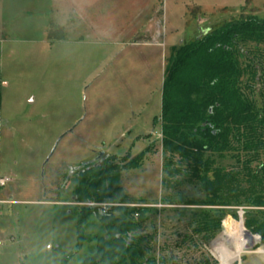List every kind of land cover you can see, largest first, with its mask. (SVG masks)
Here are the masks:
<instances>
[{
    "label": "rangeland",
    "instance_id": "374dc122",
    "mask_svg": "<svg viewBox=\"0 0 264 264\" xmlns=\"http://www.w3.org/2000/svg\"><path fill=\"white\" fill-rule=\"evenodd\" d=\"M242 15L264 18V0H0V179L7 180L0 199L15 201L0 208V264H61L66 256L79 264L93 251L90 243L77 249L76 227L79 210L96 205L74 201V183L107 156L125 167L119 181L127 200L119 205L151 211L141 231L160 264H264L261 239L247 232L239 253L225 225H243L247 207L205 206L183 178L163 187L154 123L167 58L216 22ZM206 209L238 217L228 215L205 238L193 219ZM98 230L91 217L85 231Z\"/></svg>",
    "mask_w": 264,
    "mask_h": 264
},
{
    "label": "trees",
    "instance_id": "16d2710c",
    "mask_svg": "<svg viewBox=\"0 0 264 264\" xmlns=\"http://www.w3.org/2000/svg\"><path fill=\"white\" fill-rule=\"evenodd\" d=\"M154 123L161 127L163 187L183 178L204 194L205 206L247 207L245 228L230 219L225 225L239 251L246 230L264 245V18L242 15L216 22L176 48L165 63L161 116ZM121 168L107 156L84 166L75 180L74 201L96 205L79 210L77 249L94 244L79 264H160L141 231L151 211L120 206L127 200ZM103 205L113 207L99 212ZM196 213L195 232L205 238L221 230L228 215L238 217L225 209ZM91 217L99 224L94 234L85 231ZM219 240L227 241L224 233ZM69 260L66 256L61 264Z\"/></svg>",
    "mask_w": 264,
    "mask_h": 264
},
{
    "label": "built area",
    "instance_id": "2783aa9c",
    "mask_svg": "<svg viewBox=\"0 0 264 264\" xmlns=\"http://www.w3.org/2000/svg\"><path fill=\"white\" fill-rule=\"evenodd\" d=\"M7 180L6 179H0V184L4 185L6 184ZM6 203H12L11 200H3V199H0V208H1V205L2 204H6ZM240 220L243 221V214H240ZM257 239L260 238L259 235H256L255 236ZM2 243V241L0 240V244ZM223 264V263H222Z\"/></svg>",
    "mask_w": 264,
    "mask_h": 264
},
{
    "label": "crops",
    "instance_id": "0c3cea01",
    "mask_svg": "<svg viewBox=\"0 0 264 264\" xmlns=\"http://www.w3.org/2000/svg\"><path fill=\"white\" fill-rule=\"evenodd\" d=\"M163 79H164V73H163ZM162 88H163V81H162ZM11 198V197H10ZM12 202H15L14 200H11ZM224 221V220H223ZM226 222V221H225ZM233 222V224L236 222V221H232ZM238 222V221H237ZM242 223H243V221H241ZM223 226V225H222ZM225 234L226 235H229L230 236V234L229 233H227V232H225ZM259 252V251H258ZM262 252H263V250H262ZM262 252H260V253H262Z\"/></svg>",
    "mask_w": 264,
    "mask_h": 264
},
{
    "label": "bare ground",
    "instance_id": "6f19581e",
    "mask_svg": "<svg viewBox=\"0 0 264 264\" xmlns=\"http://www.w3.org/2000/svg\"><path fill=\"white\" fill-rule=\"evenodd\" d=\"M250 238H252L253 240H256V239H257L256 237L251 236V235H250ZM246 246H248V241H247V240L245 241V246H244V247H246ZM237 250H238V252L240 253V251H239L238 248H237Z\"/></svg>",
    "mask_w": 264,
    "mask_h": 264
},
{
    "label": "water",
    "instance_id": "95a60500",
    "mask_svg": "<svg viewBox=\"0 0 264 264\" xmlns=\"http://www.w3.org/2000/svg\"><path fill=\"white\" fill-rule=\"evenodd\" d=\"M246 232H248V231L246 230ZM248 234L251 235V236H253V234H251L250 232H248Z\"/></svg>",
    "mask_w": 264,
    "mask_h": 264
}]
</instances>
